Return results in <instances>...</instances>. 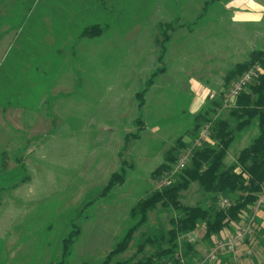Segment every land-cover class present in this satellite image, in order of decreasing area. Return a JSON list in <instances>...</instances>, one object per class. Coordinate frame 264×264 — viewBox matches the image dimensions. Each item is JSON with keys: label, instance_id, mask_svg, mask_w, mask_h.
Here are the masks:
<instances>
[{"label": "rangeland", "instance_id": "374dc122", "mask_svg": "<svg viewBox=\"0 0 264 264\" xmlns=\"http://www.w3.org/2000/svg\"><path fill=\"white\" fill-rule=\"evenodd\" d=\"M248 1L264 5L0 0V264L59 262L73 223L81 234L66 264L102 263L193 116L229 88L224 77L235 64L264 47V14L233 20ZM169 23L176 28L160 62L161 24ZM91 24L103 34L81 38ZM145 89L141 107L136 96ZM114 173L124 181L97 197ZM200 196L194 183L182 202L195 205ZM161 227L169 228L168 212H150L118 257L129 259L141 233ZM254 247L241 264L264 263Z\"/></svg>", "mask_w": 264, "mask_h": 264}, {"label": "trees", "instance_id": "16d2710c", "mask_svg": "<svg viewBox=\"0 0 264 264\" xmlns=\"http://www.w3.org/2000/svg\"><path fill=\"white\" fill-rule=\"evenodd\" d=\"M175 28L171 23L161 24L160 62L170 40L168 31ZM103 31L98 24L87 25L81 29L80 37L94 39ZM255 66L260 71L245 90L232 101L228 100L227 92L233 83ZM163 71L164 68H160L153 72L148 85ZM224 81L229 88L206 99L204 108L193 116L192 127L175 141L163 163L151 173L153 185L130 209L132 226L114 243L100 264H192L200 259L205 247L222 238L225 229L235 232L253 216V208L264 191V47L250 52L247 60L235 64ZM145 92L146 89L136 96L141 107ZM137 123L141 122L138 120ZM205 125H210L209 138L196 146ZM252 130L255 133L248 144L234 154L233 161L228 160V153L236 141ZM186 136L188 141L184 140ZM187 150L191 152L190 162L183 170H177V161ZM121 170L124 172V166ZM122 181L124 174L114 173L97 197L104 196ZM194 183L199 187L200 200L195 205H186L182 202V192ZM225 199L228 204L222 206ZM158 209L168 212L169 228L142 232L134 254L129 259L119 258L130 248L135 233L147 223L149 213ZM254 224V235L245 242L247 247H254L258 241L264 245V227L256 217ZM193 232L200 235L198 243L189 242ZM80 234V227L73 223L72 229L61 240V259L50 264H66ZM147 247L152 249L151 253L146 251Z\"/></svg>", "mask_w": 264, "mask_h": 264}, {"label": "built area", "instance_id": "2783aa9c", "mask_svg": "<svg viewBox=\"0 0 264 264\" xmlns=\"http://www.w3.org/2000/svg\"><path fill=\"white\" fill-rule=\"evenodd\" d=\"M260 71L258 66L250 68L241 77H239L231 86L228 91L227 98L232 101L241 92L245 90L247 85L251 82L256 73ZM210 135V125H205L201 132L199 138L196 140L195 145L199 146L202 142L208 140ZM191 159V152L185 151L179 157L176 169L183 170L186 168ZM228 204V200L222 201V206ZM264 209V191L260 196L258 202L253 208V216L248 220V222L240 225L236 228L235 232L228 237L221 238L216 243L211 246L205 247L201 251L200 259L195 260L192 264H241L240 259L236 256V249L240 244L245 243L248 239L253 237L255 227L254 220L256 213ZM200 240V235L197 232H193L189 235V242L198 243ZM251 253V252H248ZM168 264H172L168 262ZM184 264V262H182Z\"/></svg>", "mask_w": 264, "mask_h": 264}, {"label": "crops", "instance_id": "0c3cea01", "mask_svg": "<svg viewBox=\"0 0 264 264\" xmlns=\"http://www.w3.org/2000/svg\"><path fill=\"white\" fill-rule=\"evenodd\" d=\"M229 8L231 9V7H229ZM238 10L239 11L241 10V13L240 12L239 13L235 12V14L237 13V15H235V18L233 19L234 21H237V22H240V21L242 22L243 21V22H245L244 20H246V21L247 20H259L261 18V16L264 14V5L260 4L258 2L248 1L247 3H243V5H241ZM243 10H245V11H243ZM9 109H10V107H9ZM193 109H196V111L199 110L198 105H194L193 108L191 107V112L193 111ZM254 133H255V130H252L250 132H246V133H244L242 135L241 138H239L236 141L234 146H236V148L238 150L234 151L233 148H232L229 151V153H228V157H227L228 160H231V161L234 160V156H235L234 154L237 151H239L240 149L244 148L248 144L250 138L254 135ZM256 219L261 221L262 226L264 227V209H261V210H259L256 213ZM233 233H234L233 229H225L221 235H222V238H225V237L230 236ZM258 242L255 245V247L257 248V252H258L256 254L257 255L264 254V245L263 244H259ZM201 247H200V249H201ZM246 247H247L246 244L243 243V244H240L237 247V249H236V253L235 254L240 259V261L242 260L241 259L242 255H243L244 258L246 257L244 255V253H243L244 250H246ZM245 261H247V260L245 259Z\"/></svg>", "mask_w": 264, "mask_h": 264}]
</instances>
